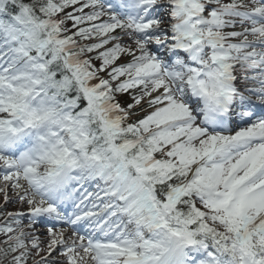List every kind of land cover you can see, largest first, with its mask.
Listing matches in <instances>:
<instances>
[{
    "label": "snow or ice",
    "instance_id": "1",
    "mask_svg": "<svg viewBox=\"0 0 264 264\" xmlns=\"http://www.w3.org/2000/svg\"><path fill=\"white\" fill-rule=\"evenodd\" d=\"M0 201V264H264V0H0Z\"/></svg>",
    "mask_w": 264,
    "mask_h": 264
},
{
    "label": "rangeland",
    "instance_id": "2",
    "mask_svg": "<svg viewBox=\"0 0 264 264\" xmlns=\"http://www.w3.org/2000/svg\"><path fill=\"white\" fill-rule=\"evenodd\" d=\"M0 202H2V201H0ZM13 207H15V206L14 205L10 206V209L13 208ZM43 227H44L43 225H38L37 226L38 230H40V231H43Z\"/></svg>",
    "mask_w": 264,
    "mask_h": 264
}]
</instances>
